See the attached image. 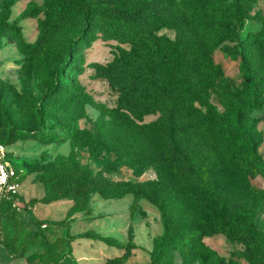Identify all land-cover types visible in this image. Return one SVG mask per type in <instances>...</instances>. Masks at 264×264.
I'll return each mask as SVG.
<instances>
[{"label": "trees", "instance_id": "obj_1", "mask_svg": "<svg viewBox=\"0 0 264 264\" xmlns=\"http://www.w3.org/2000/svg\"><path fill=\"white\" fill-rule=\"evenodd\" d=\"M17 1L0 2V38L3 35L12 38L29 61L47 48L54 56L46 71V93L31 101L30 111L38 129L44 128L51 114L46 96L55 95L68 82L66 73L73 70L70 65L78 49L88 47L97 38L128 45V48L118 46V53H112L113 58L106 64H94V72L117 93L116 118L124 126L141 122L149 115L158 113L161 116L165 133L173 143L172 155L178 175L155 202L162 223L167 227L171 217L168 199L177 195L199 204L210 214L204 223L210 231L247 230L248 236L254 235L250 233H255V223L249 215L242 211L227 215L224 202L198 195L195 164L184 146L176 143V138L184 139L191 133L214 132L226 160L245 173L264 177V163L257 153L259 139L249 134V116L263 106L264 72L255 74L252 59L257 51L264 52V31L248 32L238 41V50L232 54L244 78L243 89L225 95L223 112L207 103L208 92L223 77V69L212 54L225 48L250 12L254 0H42V9L30 2L17 19L10 21V9ZM41 12L39 35L29 44L18 22L34 19ZM67 18L77 19L79 28L61 41L49 44L50 37ZM162 29L172 30L174 39L158 34ZM14 132L18 140L62 143L52 134L43 137L40 130ZM65 132L70 137L77 133L73 128ZM0 144L8 147L12 141L8 137L0 140ZM15 169L20 174V170ZM30 171L41 174L43 196L31 204L27 202L30 209L26 208L23 213L13 210L5 200L0 204V218L8 220L13 227L8 241L0 235V244L8 255L24 258L28 264H77L66 256L67 237L52 234L42 239L41 234L34 231V227L42 223L32 216L36 203L48 205L67 200L74 213L83 210L93 194L102 193L109 199H116L135 195L145 187L144 183L109 180L101 171L93 173L75 164L70 156H58L45 164L37 162ZM206 188L208 194L213 193L211 187ZM201 234L200 229L184 226H178L172 234H161L153 241L150 264H171V254L184 249L195 254L201 249L205 256L223 264L222 259L200 242ZM89 235L87 232L79 237ZM95 239L107 243L114 241L99 236ZM34 240L41 250L29 253ZM259 242H264V236H260Z\"/></svg>", "mask_w": 264, "mask_h": 264}, {"label": "rangeland", "instance_id": "obj_2", "mask_svg": "<svg viewBox=\"0 0 264 264\" xmlns=\"http://www.w3.org/2000/svg\"><path fill=\"white\" fill-rule=\"evenodd\" d=\"M30 2L42 9V0H18L10 9L9 20L17 19ZM40 19H43L42 12L34 19L18 22L29 44L39 35ZM78 28L77 19H65L50 37L49 44L61 41ZM263 31L264 0H254L250 12L225 48L213 52L214 61L223 69V77L207 95V103L216 111L223 112L225 95L238 93L244 86L239 63L232 58L238 50V41L248 32ZM158 34L170 39L175 36L172 30L166 29ZM118 46L128 48L116 41L97 38L73 54L75 61L70 65L73 70L66 73L68 82L55 95L46 96L51 114L44 128L38 129L30 111L31 101L46 93V71L54 56L47 48L29 61L12 38L8 35L0 38V140L9 137L12 141L7 147L8 161L22 175L17 181L19 200L31 204L43 196V178L38 171L30 169L37 162L45 164L58 156H70L75 164L93 173L101 171L112 181L145 184L137 194L116 199H109L102 193L93 194L83 210L74 213L67 200L48 205L36 203L32 214L41 218L42 223L35 227L41 238H46L43 232L46 229L67 237L66 256L77 264H150L154 239L184 226L200 229V242L222 259L223 264H264V242H259L260 236H264V177L245 173L226 160L214 132L191 133L184 139L176 138V143L184 146L195 164L198 195L224 202L227 215L237 211L249 215L255 223L256 231L250 233L254 235L248 236L247 230L210 231L204 224L210 214L199 204L177 195L168 199L171 217L167 227L164 226L155 202L178 175L172 155L173 143L165 133L161 116L158 113L149 115L141 122L124 126L116 118L117 93L104 79L95 76L94 64L109 62L112 53H118ZM252 69L256 75L264 72V52L257 51ZM249 118V134L258 137L257 153L264 163V93L262 108L253 111ZM67 128L75 129L76 135L70 137L65 132ZM14 130H40L43 137L52 134L62 143L18 140ZM206 187H211L213 193L208 194ZM87 232L88 237H79ZM98 236L114 241L107 243L95 239ZM36 250H40V244L34 240L28 251ZM171 264L219 263L205 256L201 249L196 254L184 249L171 254Z\"/></svg>", "mask_w": 264, "mask_h": 264}, {"label": "built area", "instance_id": "obj_3", "mask_svg": "<svg viewBox=\"0 0 264 264\" xmlns=\"http://www.w3.org/2000/svg\"><path fill=\"white\" fill-rule=\"evenodd\" d=\"M9 152L7 146L0 144V204L3 200L9 202L11 208L18 213H23L27 203H23L19 199L20 184L17 182L19 177L16 169L8 161ZM2 228L0 224V235Z\"/></svg>", "mask_w": 264, "mask_h": 264}, {"label": "crops", "instance_id": "obj_4", "mask_svg": "<svg viewBox=\"0 0 264 264\" xmlns=\"http://www.w3.org/2000/svg\"><path fill=\"white\" fill-rule=\"evenodd\" d=\"M20 179H21V177L19 174L17 181ZM35 209H36V205H33L32 211H34ZM32 216L35 220L41 221V218L38 217V214L33 213ZM0 224H1V228H2V234L1 235L8 241L9 238L11 237L12 231H13L12 224L8 220L3 219V218H0ZM43 225L45 227V224H42L41 226H43ZM34 231H37L38 233H40V231L36 230L35 227H34ZM43 232L45 233L46 237L47 236L51 237V235L54 234V231L50 230V229L43 230ZM56 236H58V235H56ZM40 250H38V251H40ZM0 264H28V263L26 262V260L24 258L17 259V258H14L12 255H8L7 252L5 251L3 245L0 244Z\"/></svg>", "mask_w": 264, "mask_h": 264}]
</instances>
